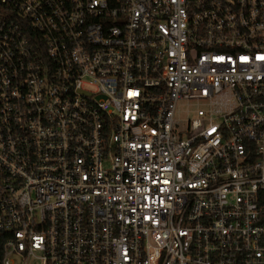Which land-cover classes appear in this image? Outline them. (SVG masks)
<instances>
[{
	"label": "built area",
	"instance_id": "obj_1",
	"mask_svg": "<svg viewBox=\"0 0 264 264\" xmlns=\"http://www.w3.org/2000/svg\"><path fill=\"white\" fill-rule=\"evenodd\" d=\"M0 264H264V0H0Z\"/></svg>",
	"mask_w": 264,
	"mask_h": 264
},
{
	"label": "rangeland",
	"instance_id": "obj_2",
	"mask_svg": "<svg viewBox=\"0 0 264 264\" xmlns=\"http://www.w3.org/2000/svg\"><path fill=\"white\" fill-rule=\"evenodd\" d=\"M196 109H203L202 105L194 103L179 102L177 105V113L175 119L179 120V127L184 128L187 120H189Z\"/></svg>",
	"mask_w": 264,
	"mask_h": 264
}]
</instances>
